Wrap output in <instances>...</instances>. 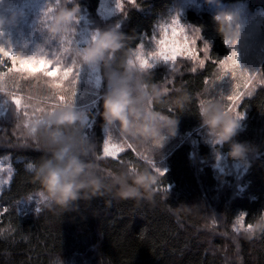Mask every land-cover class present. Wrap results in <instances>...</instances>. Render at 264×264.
<instances>
[{
	"label": "trees",
	"instance_id": "1",
	"mask_svg": "<svg viewBox=\"0 0 264 264\" xmlns=\"http://www.w3.org/2000/svg\"><path fill=\"white\" fill-rule=\"evenodd\" d=\"M99 1L71 0L68 8L75 5L94 19ZM176 2L137 0L125 7L117 31L127 39L112 69L127 71L131 52L151 35L158 17ZM240 3L250 13L264 12V0H218L221 6ZM216 7L203 3L200 8H189L184 16L199 31L200 42L210 45L203 67L170 78L162 66H156L140 77L147 90L155 85L167 93L164 102L153 104L152 110L178 120L177 142L167 154L163 176L129 148L116 160L98 158L102 157L104 140L99 118L102 100L87 112L93 127L84 126L83 134L95 133L88 139L89 158L97 164L98 173L148 170L158 177L151 202L121 200L108 206V197L94 198L88 205L79 202L77 212L64 214L50 211L45 204L38 206L39 213L34 205L20 208L18 201L42 192L27 165H38L46 152L37 139L27 136L16 142L12 125H0V157L10 156L13 166L8 186L0 193V264H51L58 255L64 264H264V231L236 237L229 229L238 214L245 215L246 226L264 217V59L259 68L263 81L236 108L242 119L234 141L250 148L247 168L238 184L229 177L221 183L214 176L207 164L209 145L199 142L194 148L184 140L201 128L199 105L206 101L202 92L229 52L213 19L222 12ZM10 66L0 54V74ZM100 71L106 72L103 68ZM183 94L191 99L181 112L172 102ZM215 148L224 155L229 151L228 145Z\"/></svg>",
	"mask_w": 264,
	"mask_h": 264
},
{
	"label": "rangeland",
	"instance_id": "2",
	"mask_svg": "<svg viewBox=\"0 0 264 264\" xmlns=\"http://www.w3.org/2000/svg\"><path fill=\"white\" fill-rule=\"evenodd\" d=\"M69 2L70 0H0V47L6 50L10 49L17 56V67H19L20 59H25L29 56H36L38 58L43 56L53 59L55 56H62V63L65 65L72 66V61L76 60L77 66H82L75 56V49L79 50L86 46L90 42L91 35L96 31L108 29H115L117 31L120 27V19L125 7L133 5L129 0H119L122 7L117 8V0H100L97 18H88L84 13L78 11L77 21L73 25L74 31L63 44L61 40H47L40 23L46 6L63 5L68 8ZM203 3L204 0H177L174 6L167 9L165 13L158 17L151 35L144 37L137 48L131 52L129 60L135 62V55L138 50L142 51L145 55L156 51L158 48L157 40L163 35V27L171 25L173 18H176L185 29L184 32L180 33V44L183 46L186 35L189 40V48L195 49L193 59H187L188 53L185 51L183 55L177 57L174 65L171 62L169 65H164L160 62L157 66H162L170 78L187 69L192 70L193 68L201 67L199 61L207 59V53L202 51L206 43L200 42L199 31L187 23L184 16L189 8L195 6L200 8ZM216 8L222 10V13L235 15L238 18L236 28L240 34L239 39L233 41L231 44L227 42L229 50L227 56L232 55V52L235 51L241 71L232 69L230 61L227 68L221 67V64H219L213 77L207 82V86L202 92V98H206V103L218 104L226 111L231 106V102L227 100L228 95L241 92L243 93V98L252 93L254 87H257L263 81L259 68L264 59V12L256 11L250 13L246 10L244 3L217 5ZM169 40H171L170 29ZM192 41H195L194 45L191 43ZM141 46L143 47L141 48ZM65 48L68 49L67 52L63 51ZM1 56L6 58L2 54ZM227 56L224 60L227 59ZM8 61L11 63L10 67H12V62ZM129 70L137 76L140 82L143 72L139 71L138 67L130 69L127 62V71ZM233 72H235L234 75ZM97 78H99L100 82L99 88L96 87ZM53 80L54 78L45 77L41 72L31 75L27 72H17L15 70L12 72L6 71L0 77V112L4 113L3 116H0V125L1 127H5L8 124L12 125L16 142H19V138L20 140H24L27 136L33 139V136L27 135L29 128L25 127V123L31 124L35 119L43 118L44 113L52 111L54 105L73 104L74 111L86 114L88 123H85V126L89 129V124L92 125V120L89 119L87 112L94 109V105L103 99V95L107 91L106 72L101 73L100 69L93 70L82 66L80 77L76 76L74 68L73 73L67 80L60 81L56 79L55 82L61 84L60 88L51 86ZM13 96L19 97L22 101L19 113L16 111L15 105L11 103ZM61 96L64 98L63 100L60 99ZM24 105H27V107ZM236 108L229 112L235 117L239 115ZM38 109H43V112L38 111ZM25 113H27V116ZM104 129L103 136L106 139L108 138V133H105ZM109 131L121 142L124 140L130 141L134 147H128L127 144H124L125 149H132L153 167L155 171L154 165L164 170L165 160L171 145L173 142H177L174 136L160 142L149 141L138 143L130 138L121 137L116 128L109 129ZM184 140H188L194 148L197 147L199 142L209 145L211 148V158L207 164L213 169L214 176L221 183L229 177L235 179L238 184V180L247 168V162L246 166L229 162L226 156L219 149L215 148L216 145L208 140L206 130L202 126L195 134L187 135ZM12 173V158L7 154L1 156L0 193L8 186ZM39 193L32 195L35 197V200H39ZM27 200L28 198L24 199V201ZM33 205L39 206L40 204L37 205L35 201L33 203L25 202L19 204L20 208L26 209ZM241 215L238 214L235 217V220L229 225V229L236 237H250L253 235V231L251 234L243 230L239 233L233 231L236 226L235 222ZM245 227L247 226L245 225Z\"/></svg>",
	"mask_w": 264,
	"mask_h": 264
},
{
	"label": "clouds",
	"instance_id": "3",
	"mask_svg": "<svg viewBox=\"0 0 264 264\" xmlns=\"http://www.w3.org/2000/svg\"><path fill=\"white\" fill-rule=\"evenodd\" d=\"M204 3L217 6L218 0H204ZM77 18L78 7L75 5L70 9L63 5H49L42 13L41 29L47 40H61L73 33ZM213 19L224 43L227 41L231 44L239 39L236 28L238 18L235 15L217 12ZM126 39L127 36L115 29L96 31L91 35L90 42L75 53L82 66L106 70L107 91L103 95L99 118L105 128H116L121 137L138 143L173 138L178 120L151 107L163 103L167 93L155 85L150 91L147 90L130 70L121 72L112 69L116 54L124 48ZM190 99L183 94L172 103L183 112ZM199 117L208 140L214 145H228L226 157L246 166L250 148L234 141L240 119L225 112L218 104L202 101ZM86 121L85 113L63 107L51 112L43 126L36 130L34 138L42 145L46 155L34 166L32 173L47 200L45 206L57 214H64L77 212L79 202L88 205L94 198L108 197L105 200L108 206L112 201L121 200H131L137 204L141 201L151 202L158 177L148 170L135 174L127 171L109 175L98 173L97 164L89 158V142L83 135ZM27 135L32 136L30 129ZM252 231H264V219L252 225ZM51 264H64V261L58 255Z\"/></svg>",
	"mask_w": 264,
	"mask_h": 264
},
{
	"label": "snow or ice",
	"instance_id": "4",
	"mask_svg": "<svg viewBox=\"0 0 264 264\" xmlns=\"http://www.w3.org/2000/svg\"><path fill=\"white\" fill-rule=\"evenodd\" d=\"M130 3L135 4L137 0H129ZM117 8H121L122 5L119 3V0H117L116 3ZM169 29L171 30V40H169ZM163 35L157 40V45L158 48L156 51L151 52L148 55H145L142 51L138 50L136 55H135V62L133 60L128 61L129 68L133 67H138L139 71L144 72L146 70L153 69L155 66H157L160 62H162L164 65H169L171 62L173 65L175 64L177 57L183 55L185 51H187V59L192 60L193 55H194V48H189V40L187 36L185 35L183 46H181L180 41H179V36L181 32H184L185 29L183 26H181L180 22L178 19L173 18L171 25H166L162 29ZM67 38H62L61 43L66 40ZM193 45L195 44V41L191 42ZM227 43V42H225ZM143 46H141L142 48ZM210 48V45L206 44L205 47L202 49L205 53L208 52ZM64 52H67L68 49L65 48L63 49ZM78 51V49H75V53ZM0 54H2L4 57H6L8 60L12 62V67L8 68V72L12 71H17V72H27L31 75H35L37 72H41L45 77L49 78H54V80L51 82V86L54 88H60L61 84L56 83L55 80L58 79L60 81L67 80L69 76L73 73L74 68H75V74L77 77H80V72L82 66H77L76 60L72 61V66H67L64 63H62L63 57L62 56H55V58H45L43 56L41 57H36V56H29L25 59H20L19 60V67H17V56L10 50V49H5L3 47H0ZM207 58V57H206ZM231 62V68L234 70H240L239 64H238V59L235 51L232 52V55L227 56V59L224 61H221V67H228V62ZM200 66L203 67L205 60L201 59L199 61ZM193 71L196 69L193 68ZM243 72V71H242ZM235 72H233V75ZM4 74H0V77H2ZM96 87H100V82L99 78L96 80ZM251 94V93H249ZM243 93L237 92L233 95H228L227 100L231 102V106L227 108L225 112L229 113L233 111L237 105L239 104L240 100L242 99ZM61 100L64 98L61 96ZM204 102V101H202ZM11 103L15 105L16 111L19 113L21 106H22V101L19 97L13 96ZM27 107V105H24ZM95 106V105H94ZM63 107H71L74 110V105L73 104H64L61 106H53V110L50 112L44 113L43 118H37L35 119L34 122L31 124L25 123V127L29 128L32 132V136L35 137L36 130L43 126L45 123V118L53 111L57 109H61ZM38 111L43 112V109H38ZM4 113L0 112V116H3ZM27 116V113H25ZM237 119H242V115H237ZM85 123H88L87 121ZM93 125L89 124V128H92ZM105 133H108V138L104 139L103 141V155L102 157L98 158H105V157H110L113 160H116L120 153L125 151V147L123 146L124 144H127L128 147H134L133 144L130 141L124 140L121 142L118 138H116L110 131L109 129L105 128L104 129ZM84 138L88 140L91 136H94L95 133H84ZM219 158V157H217ZM28 170L32 171L34 168V165L32 163H28L27 165ZM156 168V171L159 173L160 176L164 175V170H161L158 168L156 165H154ZM135 170H129V174H135ZM35 203L37 205L39 204H46L47 200L44 197L43 193H39V200H35V197L29 196L27 201L20 200L18 201V205L21 203ZM35 211L39 213L41 209L37 206L35 208ZM246 219L245 215H241L237 220H236V226L234 227L233 231L239 233L241 230L244 232H247L251 234L252 232V225H248L245 227L244 225V220ZM264 219V217H262Z\"/></svg>",
	"mask_w": 264,
	"mask_h": 264
}]
</instances>
